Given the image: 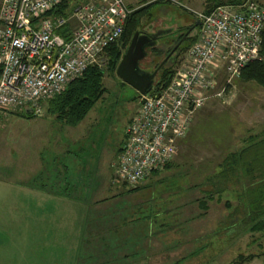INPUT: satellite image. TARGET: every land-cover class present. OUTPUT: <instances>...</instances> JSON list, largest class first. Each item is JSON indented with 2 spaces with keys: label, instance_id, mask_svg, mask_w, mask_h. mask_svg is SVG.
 I'll return each mask as SVG.
<instances>
[{
  "label": "rangeland",
  "instance_id": "374dc122",
  "mask_svg": "<svg viewBox=\"0 0 264 264\" xmlns=\"http://www.w3.org/2000/svg\"><path fill=\"white\" fill-rule=\"evenodd\" d=\"M210 1L126 0V3L132 11L146 8L152 13V17H143L141 28L137 29L150 35L158 29L191 27L200 15L208 14L204 12L210 8ZM218 1L224 3L229 0ZM251 2L264 8V0H245L234 5ZM190 31V37H193L197 36L199 29L192 28ZM171 36L165 37L157 47L164 51L166 46L174 45ZM122 44L123 40L116 48L122 50ZM185 53L177 59L176 71L180 69ZM151 58L149 55L141 63L142 68H153ZM107 64L100 68L104 73L105 94L76 127L57 120L47 111L46 104H43L40 116L30 118L25 117L24 110H0V257L4 253L10 264L68 263L65 256L57 257L56 253L59 249L63 251L72 246L74 236L67 237V231L65 235L58 234L59 229L66 228L54 226L57 218H63L65 210L60 209V213L53 212L52 215L47 209L45 221L40 224L39 206L43 204L39 203V197L34 193L23 194L18 184L11 186L12 182L20 184L27 174L32 175L30 170L34 168L37 157L53 158L48 152L50 147L43 149L46 141L59 140L61 153L70 152L65 161L80 157L94 169L112 163L107 174L113 180L112 166L126 128L137 111L139 94L122 83ZM240 75L241 72L228 83V78L220 74L214 87L204 96L207 99L204 105L193 114L188 134L178 143L175 155L168 163V178L164 173L158 180L170 182V193L165 191L166 183H159L155 188L153 185L152 189L140 185L131 194L121 193L123 196L118 200L122 203L110 205L123 206L125 221L137 218L138 213L139 218L149 216L152 225L148 229L141 227L139 238H142V232H148L152 238L150 242L138 240L140 251L134 254L136 249L131 247L136 243H123L121 240L118 245H123L116 252L107 251L106 256L100 254L97 257L100 252L94 251L99 250L98 245L92 244L89 248L82 241L76 244L81 250L78 264H233L238 256H255L246 264H264V236L252 233L249 228L238 227L236 223L241 215L228 218L238 204L234 187H228L219 201L217 196L208 199V192L213 190L210 182L226 154L239 150L248 136L260 134L264 128V90L255 83L241 82ZM61 158L59 156L55 162L61 161ZM99 170H93V173ZM99 173L96 172V175ZM201 201L206 202V211L199 208ZM164 206L171 209L170 214L163 217L161 210ZM138 207L142 211H137ZM58 235L62 238L60 242L56 241ZM115 244L111 240V245ZM87 254L91 259L85 257Z\"/></svg>",
  "mask_w": 264,
  "mask_h": 264
},
{
  "label": "built area",
  "instance_id": "2783aa9c",
  "mask_svg": "<svg viewBox=\"0 0 264 264\" xmlns=\"http://www.w3.org/2000/svg\"><path fill=\"white\" fill-rule=\"evenodd\" d=\"M132 12L126 0H1L0 110L40 116L88 68L106 66ZM198 21L197 39L160 98L140 96L112 166L114 185L136 188L172 160L220 74L230 83L249 63H264V8L223 5Z\"/></svg>",
  "mask_w": 264,
  "mask_h": 264
},
{
  "label": "trees",
  "instance_id": "16d2710c",
  "mask_svg": "<svg viewBox=\"0 0 264 264\" xmlns=\"http://www.w3.org/2000/svg\"><path fill=\"white\" fill-rule=\"evenodd\" d=\"M243 1L245 0H229L228 2L222 3L218 0H212L209 3L210 8L204 13H210L218 6L240 4ZM64 9L65 6H61L55 13L62 14ZM151 14L152 13L148 12L146 8H141L131 13L122 36V50H118L116 46H112L107 50V65H109L108 69H110V71H116L123 49L125 51L134 32L141 28L143 17H152ZM195 22L196 21L193 22L191 28L199 29V26H195ZM197 36H189L186 42L172 53L170 58L160 69L156 86L157 91L160 92L168 86L176 72L177 66H175V64L177 59L195 43ZM262 41V50L264 52V31ZM149 53L152 57L151 61H154L153 68L155 69L163 58H165V52L157 47L152 49ZM155 60L157 62H155ZM150 65H152V62ZM103 77L104 73L100 68L95 66L88 68L82 77L69 83L61 94L45 103L47 105V111L66 125L76 127L85 119L89 111L105 94V88L102 82ZM240 81L255 83L264 90V63L251 62L246 65L241 71ZM138 98H140V95H138ZM33 116L32 113H25V117L30 118ZM125 140L126 136H124L121 147L118 149V154ZM166 168H169L168 164L165 165L163 169ZM214 177L215 178H212L210 182L213 190L208 192V199L211 200L214 196H217L219 201L221 195L228 191V187L233 186L238 204L233 212L229 214L228 218L241 215V219L236 223L238 227L249 228V231L252 233H261L264 236V128L260 134L248 136L239 150L226 154L219 164V169L214 174ZM147 179H145L141 185H143ZM115 186L121 193H133L137 191L140 185L136 188H128L124 184H115ZM198 206L203 211L207 210L205 201H201ZM94 252L98 253L99 250ZM254 257L248 256L244 258L238 256L233 264H246L252 261Z\"/></svg>",
  "mask_w": 264,
  "mask_h": 264
},
{
  "label": "crops",
  "instance_id": "0c3cea01",
  "mask_svg": "<svg viewBox=\"0 0 264 264\" xmlns=\"http://www.w3.org/2000/svg\"><path fill=\"white\" fill-rule=\"evenodd\" d=\"M189 129L190 126L188 131ZM185 136L182 139H184ZM181 140H179L178 143ZM46 142L47 144L44 145L45 147L43 146V149L45 150V148L50 147L48 152L53 155V158L43 159L37 157L34 168L30 170L33 171L32 175L30 176L27 174L24 181L22 180L20 184L12 182L11 186H16L18 184L20 186L19 191L23 194L34 193L39 197V203L43 204V206H39L41 215H39L38 222H40V224H42V221H45L44 218L47 215V209L52 215H54L53 212L60 213V209L65 210L62 215L63 218H57L54 226H59V228L65 227L66 229H59L60 231L58 234L65 235L67 231V237L71 235L70 238H72V236H74V240L72 241L73 245L67 246V248H65L66 250L61 251V249H59L56 253L57 257L65 256L66 260H68L66 264H78L77 260L81 258V250L79 245L76 246V244L82 243V241L84 244L86 243L89 248L93 246L92 244L98 245L100 253L97 254V257L100 254L106 256L107 251L116 252L119 246L123 245H118L121 240H123V243L124 241L136 243L137 248L136 246H132L131 248H135L136 251L134 254H137L140 251V247L137 245L138 240L139 242H150L152 239L150 235H148V232L146 233L145 231L142 232V238H139L142 231L141 227L148 229L149 226L151 227L152 221L148 219L149 216H147V218H139V213L137 218L132 219V217L130 220L125 221L123 219V206H110L112 204L117 205V203H122L118 198L121 195L123 196L119 189H115V186H113V182L110 179L111 175L107 174L108 166L111 167L112 163L105 167H101V165L96 166L94 169L90 163L87 164L86 161H82L80 157H74L70 161H65L66 155L68 153L70 154V152L66 151L61 153L62 150L59 149L61 148L59 146V140L56 138ZM59 156H62L61 161L55 162ZM97 169L101 170L93 173V170ZM167 169L168 168L163 171H158L150 176L144 182L142 188L152 189L153 185V188H155L159 186V183H163L164 185L166 183L165 179L162 182L158 180L164 173H167ZM96 172H100L99 175H96ZM167 175L168 173L165 177L168 178ZM107 179L108 181H106ZM94 182L96 183L94 184ZM169 185L170 182L165 185V191H167V193H170ZM59 192L60 194H58ZM173 194L178 196L176 193ZM50 195L53 196L50 197ZM55 195H60V197H56ZM164 198L163 196V199ZM152 209L154 210V208ZM157 209L158 208H156V210ZM170 209V207L163 208V210H161V212L163 211L161 215L164 217L166 214H170ZM109 211L111 214H109ZM137 211L140 212L142 210L138 207ZM53 218L55 219V216ZM57 223L61 224L57 225ZM66 226H68V229ZM160 227L162 226L160 225ZM61 240L62 238L58 235L56 241L60 242ZM111 240L116 243L114 246L111 245ZM85 257L91 259L90 254H87ZM145 258H147V254ZM0 264H10L4 253L3 257H0Z\"/></svg>",
  "mask_w": 264,
  "mask_h": 264
},
{
  "label": "water",
  "instance_id": "95a60500",
  "mask_svg": "<svg viewBox=\"0 0 264 264\" xmlns=\"http://www.w3.org/2000/svg\"><path fill=\"white\" fill-rule=\"evenodd\" d=\"M199 25L200 22L196 21L195 26ZM173 31V27L158 29L150 35H145L141 33L140 30H136L128 46L121 55L115 71L116 77L122 83L134 89L140 96L159 99L160 92L156 89L158 83L156 82V78L169 56H167L155 69L142 68L141 63L149 56V52L156 48L159 42L163 41L165 37H170ZM178 46L179 44L175 46L172 52H174ZM24 111L26 114L32 113L30 108H25Z\"/></svg>",
  "mask_w": 264,
  "mask_h": 264
},
{
  "label": "flooded vegetation",
  "instance_id": "af4514ba",
  "mask_svg": "<svg viewBox=\"0 0 264 264\" xmlns=\"http://www.w3.org/2000/svg\"><path fill=\"white\" fill-rule=\"evenodd\" d=\"M189 29H191V27H186V26H184V27H179V28H176V29H174V31H173V33H172V36H171V38H173L172 40H174V45H172V46H166V48L164 49V52H165V58L167 57V56H169L168 57V59L170 58V56L172 55V50L175 48V46H177L178 44H179V46H178V48H180V46H182L185 42H186V40L188 39V37L190 36V33H191V31H189ZM183 38H185V39H183ZM172 52V53H171ZM167 53V54H166ZM170 54V55H169ZM165 58H163V60L165 59ZM167 59V60H168ZM162 60V61H163ZM161 61V62H162ZM160 62V63H161ZM167 62V61H166ZM165 62V63H166ZM159 63V64H160ZM159 64H158V66H159ZM157 66V67H158ZM163 67V66H162Z\"/></svg>",
  "mask_w": 264,
  "mask_h": 264
}]
</instances>
